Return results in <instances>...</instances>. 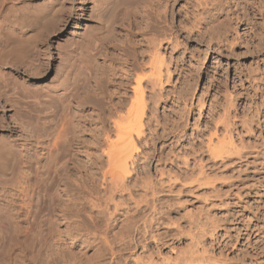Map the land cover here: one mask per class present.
Instances as JSON below:
<instances>
[{"label":"rangeland","instance_id":"1","mask_svg":"<svg viewBox=\"0 0 264 264\" xmlns=\"http://www.w3.org/2000/svg\"><path fill=\"white\" fill-rule=\"evenodd\" d=\"M95 1L0 0V264H264V0H100L90 15ZM152 33L177 45L158 49L159 97L115 189L101 151ZM37 128L80 151L41 157ZM56 189L65 214L47 208ZM41 220L55 238L37 257Z\"/></svg>","mask_w":264,"mask_h":264},{"label":"bare ground","instance_id":"2","mask_svg":"<svg viewBox=\"0 0 264 264\" xmlns=\"http://www.w3.org/2000/svg\"><path fill=\"white\" fill-rule=\"evenodd\" d=\"M100 2H101L100 0H96L93 3V6L91 7L90 15L92 13L96 12V10L99 7V4H101ZM201 4L202 3H199V5H201ZM75 13H76V8L72 7L69 10V15L75 14ZM89 29H90V25H87V27L85 28V32L88 33L89 32ZM163 35H165V34H163ZM174 42H175V40H174ZM166 44H168V46H172V45L175 46V45H177V44L173 43L172 37H170V36L169 37L168 36H163L162 37V35L161 36L160 35L158 36L156 33H152L151 37H148V38L146 37L144 39V41H142L141 45L139 47H137V48H142V51H141L142 58L141 59H143V56H144V53L145 52H148L149 51L151 53V54L148 53L149 54L148 55L149 57H148L147 64L145 65V63H144V65H143L144 67L143 66H140V64H139V66H137L135 64L134 65H129V64L126 65V67H128V72L127 71L124 72V75H123L122 79H123V81H124L125 84H130V88H131L132 95H130L128 97L126 94L123 95V93H122L123 96L119 95V97H117L118 101L116 99L117 102L114 103V105H113V106H115L114 109L117 110V111H119L118 109H120L121 111H123L125 109V114H122V113L119 114V112L118 113L117 112H111V114H114L116 116L115 117L114 115H111V116H113L111 122H112V125H113V128H114L113 134H114L115 138L112 139V138H110V136L107 137V143H106L107 145H105V147L101 151L102 154H104L107 157V160H108L107 166H106L107 169H106V171L104 173V177L106 178V175H109V178L108 179L114 185L115 189H120V190L124 189L125 190L126 187H127L126 185H127V180L128 179L126 180V177L127 176H130L131 166L134 165L135 152L137 151L136 137H137V139L140 138L142 136V134H143V131H144V129H143V127H144V116H145V113H146V109L149 107L148 101L149 100L150 101H153V100H151L153 98L152 95H154L155 94L154 92L157 91L156 88H154V87L157 84H160V83L163 82L162 81V74H163L162 73L163 72V68H162V65L163 64L162 63L164 62L163 59L165 57H163L164 54L161 55V53L160 54L158 53V51H159L158 49L159 48H165V45ZM208 47H210V46H208ZM96 48H100V47L98 46ZM121 48H124V50L127 51L128 48H134V46L132 47V45H131L130 42H126L125 44L122 45ZM170 48H176V46L175 47H170ZM139 54H140V51H139ZM129 61H126L125 63H127ZM123 69H125V68H123ZM142 69L143 70L145 69L147 72L146 71L144 72ZM166 71H167L166 73H167V76H168V74L171 73V72L169 71V69H167ZM122 79H121V82H122ZM144 85L147 86L146 88L149 87L151 89V91L153 90V88L155 89V91L153 90L154 92L152 91L153 93L148 94L149 95L148 97H147V94H145L146 91L144 89ZM155 95H157V97H159L158 93L155 94ZM157 97H155V98H157ZM153 103H154V101H153ZM153 103H150V104H153ZM152 109L153 108L151 107V110ZM149 110H150V108H149ZM44 133L45 132L43 131L42 128H39V129L37 128V129H34L33 130V135H31V139H32V136H33V138L35 137L34 138V140H36L35 142H37V144L42 147L41 150L43 152L41 151L42 152L41 153V157L54 156V155L58 154V152L61 149V147H64V149L66 148L69 151L71 149L72 150L75 149L73 151H75V153H77L79 147H76L74 145L75 142H73V139H71V138L65 139L64 138L65 137L64 136L65 133H62V130L61 131L59 130L58 133L55 135V137H53L51 140L49 139L50 141L47 140V142H49V143H46L45 140L42 141L43 139H45V138H43L45 136ZM226 141L227 140H225V139L219 140L218 141V144L215 143V146L214 147L211 144L210 147L212 146L213 149H214V150L212 149V151H214V153H212V154H215L216 153L217 155L218 154L221 155L225 151L228 152L227 150L230 149L229 148L230 142L229 141L226 142ZM74 147H76V148H74ZM63 151L61 152L62 153L63 160H64L63 161V164L66 166V164L68 163V160H69V154L70 153L69 154H66L65 151L64 152ZM71 153H73V152H71ZM98 158L100 159V156L97 157V160H98ZM79 163L80 162H78V164ZM67 180H68V177H66L65 179H63V182H62V185L64 186L63 190L65 192L68 190ZM23 188H24V186H23ZM23 188H22V190H23ZM22 190L20 189V191H22ZM48 193H49V191H48ZM23 194H24V192H23ZM57 197H58V189H56V192L53 191V192L50 193L49 198L47 199V208L49 209V212L51 210H54L56 208V210L57 209L58 210H61L63 212V214H65L66 213L65 212L66 209H68V205L64 201H61V202L57 203L58 205L56 207V201L58 200ZM38 199L39 198H37V200ZM23 206H24V204H23ZM49 215H51V214H49ZM36 222L34 221V223L32 224V226L29 228V232L33 236V242H32V244H30L29 247L32 249L33 255L38 257V254L40 253V248H41V246L44 243L46 245H50V246L52 245L51 242L53 243V241H52L53 236H49L48 235L49 238L47 237V235H46V230L47 229L45 227V224L42 222V220L40 221V223L37 222V225H36ZM59 235H60V233H59ZM59 235H57V236H59ZM25 247L23 248V250L24 249H28V247H26V248ZM26 252H28V251H26ZM68 255H70V252L68 253ZM71 255H72V253H71ZM37 257H36V259H37ZM71 260H72V258L70 257V261ZM3 263H4V261L1 264H3ZM70 264H72V262ZM79 264H83V262L82 263L79 262Z\"/></svg>","mask_w":264,"mask_h":264}]
</instances>
